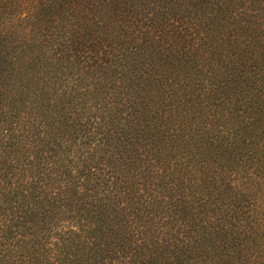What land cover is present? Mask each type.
Returning <instances> with one entry per match:
<instances>
[{
  "label": "trees",
  "instance_id": "1",
  "mask_svg": "<svg viewBox=\"0 0 264 264\" xmlns=\"http://www.w3.org/2000/svg\"><path fill=\"white\" fill-rule=\"evenodd\" d=\"M0 264H264V0H0Z\"/></svg>",
  "mask_w": 264,
  "mask_h": 264
}]
</instances>
